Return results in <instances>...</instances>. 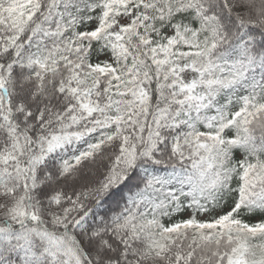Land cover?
I'll use <instances>...</instances> for the list:
<instances>
[{"label":"snow or ice","instance_id":"1","mask_svg":"<svg viewBox=\"0 0 264 264\" xmlns=\"http://www.w3.org/2000/svg\"><path fill=\"white\" fill-rule=\"evenodd\" d=\"M0 264H264V0H0Z\"/></svg>","mask_w":264,"mask_h":264}]
</instances>
